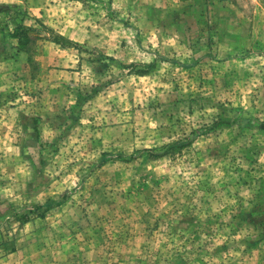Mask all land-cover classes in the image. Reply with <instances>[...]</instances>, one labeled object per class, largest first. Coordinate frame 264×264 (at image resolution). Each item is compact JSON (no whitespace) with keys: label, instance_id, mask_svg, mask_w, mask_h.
<instances>
[{"label":"rangeland","instance_id":"obj_1","mask_svg":"<svg viewBox=\"0 0 264 264\" xmlns=\"http://www.w3.org/2000/svg\"><path fill=\"white\" fill-rule=\"evenodd\" d=\"M262 124L264 0H0V264H264Z\"/></svg>","mask_w":264,"mask_h":264},{"label":"trees","instance_id":"obj_2","mask_svg":"<svg viewBox=\"0 0 264 264\" xmlns=\"http://www.w3.org/2000/svg\"><path fill=\"white\" fill-rule=\"evenodd\" d=\"M81 1V0H79ZM33 31L32 28H28V27H24V26H17L13 32L11 33V38L12 39H15L18 43L19 46H21L22 48H25L28 43H29V33ZM220 123H216V126H218ZM261 127L264 126V124L260 125ZM178 146H181V143H175V144H172L170 146H168L167 150L169 149H174ZM152 156L154 157H159L160 155L158 154H151ZM56 203L54 202H48V203H45V204H42V205H38L36 206L35 208L36 209H44V210H47L49 209L52 205H54Z\"/></svg>","mask_w":264,"mask_h":264}]
</instances>
